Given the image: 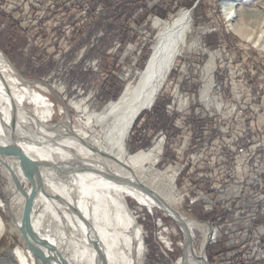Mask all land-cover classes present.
I'll use <instances>...</instances> for the list:
<instances>
[{
    "label": "rangeland",
    "instance_id": "374dc122",
    "mask_svg": "<svg viewBox=\"0 0 264 264\" xmlns=\"http://www.w3.org/2000/svg\"><path fill=\"white\" fill-rule=\"evenodd\" d=\"M8 1L0 0V52L23 80L50 89V93H40L54 109L47 125L65 123L64 130L79 128L76 107L99 108L118 98L125 78H136L150 53L156 21L171 19L182 9L191 11L188 41L196 38L198 48L184 51L177 58L154 105L135 120L126 148L129 153L148 150L163 139L156 169L163 171L171 166L178 170L174 195L180 201L173 209L187 221L202 223L207 230L205 239L199 229L192 230L193 248L204 264H264V219L248 223L246 217L262 199L236 200L233 209L220 205L205 210L211 202L196 196L208 190V179H223L224 175L214 169L217 164L211 160L202 161L201 155L192 157L191 149H223L235 139L240 144L238 138L244 133L253 134L249 149H264V51L228 27L222 1L31 0L24 14L15 3L27 0ZM235 2L238 5L233 16L240 6L251 17L248 32L264 30V0ZM129 6L134 7L130 16ZM83 8L86 14H82ZM208 35H216L211 45ZM210 53L216 55L213 82L202 100ZM255 83L262 85L258 96L250 91ZM175 94L186 103H179ZM218 120L227 133L218 132ZM155 125L160 128L153 133ZM204 137L205 141H225L216 145L211 141L205 146ZM7 185L0 172V205L8 199ZM239 191L228 186L223 197L239 198ZM127 203L130 209L137 207L131 199ZM141 208L137 223L145 231L144 264H176L182 254L180 232L158 209ZM229 211H238L239 217L229 219ZM0 214L6 223L9 215L2 210ZM253 225L262 229L250 232ZM7 227L0 237V264H13L12 251L21 245L10 224ZM214 229L215 236L211 233Z\"/></svg>",
    "mask_w": 264,
    "mask_h": 264
},
{
    "label": "bare ground",
    "instance_id": "6f19581e",
    "mask_svg": "<svg viewBox=\"0 0 264 264\" xmlns=\"http://www.w3.org/2000/svg\"><path fill=\"white\" fill-rule=\"evenodd\" d=\"M221 1L228 27L264 51V30L248 32L251 17L240 6L233 16L236 0ZM191 15L182 9L171 19L156 21L143 69L134 80L125 78L117 99L99 108L74 107L80 122L72 130L62 129L67 128L65 123L47 125L54 109L40 93L50 89L23 80L0 52V143L16 154L0 156L9 195L0 205L9 215L5 223L0 214V237L10 224L26 246H15L13 264H144L145 231L137 219L141 207L148 211L156 207L124 181L136 179L173 209L180 201L174 195L178 170L156 169L163 139L135 153L127 151L126 143L135 120L154 105L177 58L198 48L196 38L188 41ZM215 56L210 53L204 69L202 100L212 86ZM175 99L186 103L177 94ZM24 157L45 164L36 174L30 173L21 163ZM127 199L137 207L130 209ZM187 225L191 232L199 229L205 239L202 223L187 221ZM193 252L176 264H204L194 248Z\"/></svg>",
    "mask_w": 264,
    "mask_h": 264
},
{
    "label": "built area",
    "instance_id": "2783aa9c",
    "mask_svg": "<svg viewBox=\"0 0 264 264\" xmlns=\"http://www.w3.org/2000/svg\"><path fill=\"white\" fill-rule=\"evenodd\" d=\"M9 1L7 3H9ZM30 1L31 0H27V2L25 3L23 1L17 2L15 3V6H17L18 10L22 11V14H24L30 7L28 4ZM5 12L7 13V11ZM82 14H86V9L83 8ZM133 20L134 16L131 17L132 22ZM261 89L262 85L260 83H255L250 87V91L254 92V96L260 95L262 92ZM217 126L219 127V133H227V131H224V129L220 126V120H218ZM212 135H214V132ZM252 137L253 134L244 133L238 138V140L242 141L243 144L242 142H240L239 144L237 139H235L234 143L238 144L234 145L233 143L232 145H226L224 146L226 149L223 148L190 150V153H193L192 157H198L201 155L202 161L208 162L209 159L212 161L213 164H217L214 169L219 171L221 175H224L223 179H208V190H205V193H200L196 195L199 200L201 199V196H203L205 198H208L211 202L210 205L204 206L205 210H211L212 207H221L220 205H223L224 207L229 209H233L235 207L236 200L244 201L247 198H252L254 200L262 199V201L257 204L255 208L249 211L246 217H248V223H250L251 221L252 223H254L255 221L264 219V149H249ZM205 138L206 137H204L203 139V145L208 146L212 140L209 139L210 141H205ZM224 141V138H221L220 140L214 139L212 143L216 145V143ZM249 152H253V154H251L250 156ZM196 180L199 181L198 174H196ZM202 183H204L205 185L206 182L201 181V184ZM236 183H240V185H236ZM228 186L240 190L239 198H236L234 195L229 197H223L224 189H226ZM238 217V211H229V219L234 220ZM253 229L262 228L253 225L249 229L250 232H253ZM216 232L217 229H214L211 233L215 236ZM211 240H213L214 242V237L213 239L211 237Z\"/></svg>",
    "mask_w": 264,
    "mask_h": 264
},
{
    "label": "water",
    "instance_id": "95a60500",
    "mask_svg": "<svg viewBox=\"0 0 264 264\" xmlns=\"http://www.w3.org/2000/svg\"><path fill=\"white\" fill-rule=\"evenodd\" d=\"M10 148L11 147L3 146L0 143V156H7V157L16 156V154L13 153ZM24 158L22 159L21 163L23 164L25 169H27L28 172L30 173L36 174L37 168L41 166L40 164L44 163V162H32L31 160H28L26 158H25L26 162H24ZM125 184L126 186L141 192L144 196L151 199L156 209H158L165 217L169 218L172 221V223L180 232L182 238L183 247H182V254L180 260L185 262L186 259L189 257V254L194 253L192 234H191L192 232L188 229L187 219L182 217L180 213H178L176 210L166 205L165 202L156 193L148 189V187L144 186L136 179L125 180L124 185Z\"/></svg>",
    "mask_w": 264,
    "mask_h": 264
},
{
    "label": "trees",
    "instance_id": "16d2710c",
    "mask_svg": "<svg viewBox=\"0 0 264 264\" xmlns=\"http://www.w3.org/2000/svg\"><path fill=\"white\" fill-rule=\"evenodd\" d=\"M134 11V7H131V6H129V13H128V15L130 14H132V12ZM159 14H160V16L162 17V18H164L165 17V15H164V13H161V12H159ZM129 15V16H130ZM128 20V19H127ZM211 39V41H207V43L208 44H210L211 45V43H212V39H213V42H214V40H215V38H216V35H208V39ZM169 103V100H167L166 101V103L165 104H168ZM142 115H146V113H142ZM138 121V119L136 120V122ZM135 125V124H134ZM156 126V128L154 129V131H153V133L155 132V131H157L158 130V128H160V127H158L157 125H155Z\"/></svg>",
    "mask_w": 264,
    "mask_h": 264
}]
</instances>
